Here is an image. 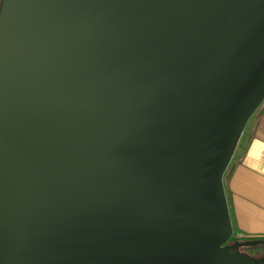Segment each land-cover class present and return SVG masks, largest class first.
<instances>
[{"label":"water","instance_id":"water-1","mask_svg":"<svg viewBox=\"0 0 264 264\" xmlns=\"http://www.w3.org/2000/svg\"><path fill=\"white\" fill-rule=\"evenodd\" d=\"M264 102V0L0 1V264H264L224 176Z\"/></svg>","mask_w":264,"mask_h":264},{"label":"crops","instance_id":"crops-1","mask_svg":"<svg viewBox=\"0 0 264 264\" xmlns=\"http://www.w3.org/2000/svg\"><path fill=\"white\" fill-rule=\"evenodd\" d=\"M227 190L233 226L246 236H264V109L250 129L248 148Z\"/></svg>","mask_w":264,"mask_h":264},{"label":"trees","instance_id":"trees-1","mask_svg":"<svg viewBox=\"0 0 264 264\" xmlns=\"http://www.w3.org/2000/svg\"><path fill=\"white\" fill-rule=\"evenodd\" d=\"M263 109H264V102L259 107V109L256 111V113L253 115V117L250 119L249 123L246 126L244 133L242 134L239 141L237 142L232 161H231L229 168L227 169L225 176H224V183H225L227 197H228V190H227L228 181L232 175L234 168L236 167V165H238L240 163L241 157L244 156V154L248 148V145L250 142V129H251L252 125L254 124V122L256 121V119L258 118V116H260V114L262 113ZM233 227H234V235H233L232 239L229 241L230 243L245 242V241H250V240H261L262 241L261 244L241 247L240 251L243 253H246L252 257L264 255V236H246V235L241 234L236 229L235 226H233Z\"/></svg>","mask_w":264,"mask_h":264},{"label":"flooded vegetation","instance_id":"flooded-vegetation-1","mask_svg":"<svg viewBox=\"0 0 264 264\" xmlns=\"http://www.w3.org/2000/svg\"><path fill=\"white\" fill-rule=\"evenodd\" d=\"M261 256H263V255H261ZM261 256H257V258H259V257H261Z\"/></svg>","mask_w":264,"mask_h":264},{"label":"rangeland","instance_id":"rangeland-1","mask_svg":"<svg viewBox=\"0 0 264 264\" xmlns=\"http://www.w3.org/2000/svg\"><path fill=\"white\" fill-rule=\"evenodd\" d=\"M244 235V234H243Z\"/></svg>","mask_w":264,"mask_h":264}]
</instances>
